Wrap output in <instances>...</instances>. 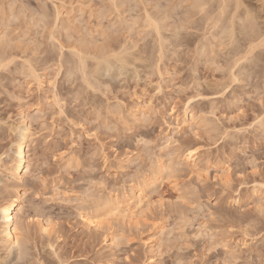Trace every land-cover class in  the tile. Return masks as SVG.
I'll return each instance as SVG.
<instances>
[{"label": "rangeland", "instance_id": "374dc122", "mask_svg": "<svg viewBox=\"0 0 264 264\" xmlns=\"http://www.w3.org/2000/svg\"><path fill=\"white\" fill-rule=\"evenodd\" d=\"M171 1L0 0V60L7 57L9 64L11 59L0 68V201L21 193V236L29 238L11 253L0 241V264H53L57 256L67 264H264V47L251 53L252 61L249 55L246 63L241 60L242 82L232 84L225 96L218 94L238 46L241 51L260 20L258 28L264 27V7L257 0L245 2L261 17L256 30L248 26L249 33L237 24L241 44L231 48L220 29L216 42L211 39L203 16L190 8L197 0ZM210 3L212 13L217 1ZM149 10L166 27L162 35L169 39V53L162 62L155 32L143 22ZM177 18L183 24H176ZM108 46L132 63L101 71L91 80L100 88L89 89L81 71L73 69L79 61L74 56L77 51L88 55L90 72L95 63L90 57L106 53ZM22 66L36 69L37 79L26 77ZM186 108L198 125L183 123ZM136 109L144 114L137 117ZM22 115L29 128L30 169L17 183L8 172L17 138L11 127ZM188 148L195 150V159L179 162L177 156ZM133 188L149 197L144 213L133 220L103 215L105 224L98 229L84 224L81 216L104 214L93 208L96 204L115 202ZM39 223L51 228L48 235Z\"/></svg>", "mask_w": 264, "mask_h": 264}, {"label": "bare ground", "instance_id": "6f19581e", "mask_svg": "<svg viewBox=\"0 0 264 264\" xmlns=\"http://www.w3.org/2000/svg\"><path fill=\"white\" fill-rule=\"evenodd\" d=\"M113 1H115V0H113ZM132 1V0H131ZM165 1H167V0H165ZM173 2H174V0H172ZM171 1V3H172V5H173V2ZM178 1V0H177ZM176 1V2H177ZM180 1V3H181V0H179ZM189 0H187V2H188ZM191 1V0H190ZM193 1V0H192ZM214 2V0H211V2ZM215 1H217V4H216V8H214L215 10H214V12H213V9H212V13H210V12H208L209 10V8L211 7H207L208 5H209V3H210V0H208V1H206V0H197V3H198V5H197V3H195L196 2V0H194V3L195 4H193L192 6L193 7H191L190 6V8H193V9H195L200 15H202L203 17V19L204 20H202L203 21V23H205V28H207V30H208V34L210 35V37H211V39L213 40V38H214V40L215 39H217V35L219 36L220 35V33H221V35H224L225 37L227 36L229 39H227L226 40V42L229 40V42H228V44H231V45H228V46H234V44H236L237 45V43H238V45H240L241 44V41H239V40H237L236 38H238L237 36H236V32H238V31H236V30H238V28H236V26H237V24H239L240 23V26H241V28L242 27H244V29H248V26H249V28H250V32H251V28L253 29L254 28V30H256V29H258V30H256V31H253L252 30V35L250 36V37H245L244 39L246 40L245 41V43H243V46H242V50L240 51V49H239V47H241V45L240 46H238V50H236L235 51V53H234V62H233V66L239 61V62H241L242 63V61L241 60H247V58L251 55L252 56V52H254V51H256V50H258V49H261V48H259V47H264V27L263 28H258V27H261V26H259V25H261V24H259L260 23V17H261V14H260V16L259 15H257V13H255L256 11H252L254 8V6H252L251 4H252V2H251V6H247L246 5V3L249 1H244V0H215ZM250 1H252V0H250ZM110 2H112V1H110ZM123 2V1H122ZM121 2V3H122ZM125 2V1H124ZM128 2V1H127ZM139 2V1H138ZM157 2V1H156ZM161 2V1H160ZM183 2V1H182ZM184 2H186V1H184ZM246 2V3H245ZM114 3V2H113ZM117 3V2H116ZM118 3H120V1L118 2ZM140 3V2H139ZM142 3H143V1H142ZM166 3V2H165ZM168 3V2H167ZM170 3V2H169ZM170 3V4H171ZM179 3V4H180ZM193 3V2H192ZM249 3V2H248ZM247 3V4H248ZM256 3V2H255ZM257 3H258V5H259V3H260V6L261 7H264V0H257ZM158 4H160V3H158ZM163 4V3H162ZM170 4H169V6H170ZM211 5H212V3H210ZM122 5V4H121ZM168 5V4H167ZM176 5V4H175ZM178 5V4H177ZM195 5V6H194ZM215 4H213L212 6H214ZM114 6V5H113ZM112 6V7H113ZM115 6H116V4H115ZM118 6V5H117ZM123 6H125V3H124V5ZM144 6V5H143ZM148 6V5H147ZM156 6H158V5H156ZM162 6H164V4L162 5ZM168 6V7H169ZM197 6V7H196ZM111 7V8H112ZM118 7H120V6H118ZM118 7H116V8H118ZM159 7H160V5H159ZM167 7V6H166ZM171 7H173V6H171ZM181 7H182V4H181ZM189 7V6H188ZM244 8V11L241 13V11H240V9L241 8ZM122 8V7H121ZM121 8H120V10H121ZM148 7H146V9H147ZM165 7H163V9H164ZM183 8V7H182ZM208 8V9H207ZM229 8H231L230 10L231 11H229ZM250 8V9H249ZM253 8V9H252ZM59 9V8H58ZM109 9V8H108ZM119 9V8H118ZM145 9V8H144ZM143 9V10H144ZM162 9V8H161ZM167 9V8H166ZM169 9V8H168ZM167 9V11H169ZM173 9V8H172ZM174 9H175V7H174ZM177 9H178V7H177ZM177 9H176V11H177ZM180 9V8H179ZM188 8H186V10H187ZM193 9H191V10H193ZM252 9V10H251ZM260 9V8H259ZM264 9V8H263ZM114 10H117V9H114ZM119 10V11H120ZM158 10V9H157ZM160 10V9H159ZM185 10V8H184V11H182V12H185L186 11ZM194 10V11H195ZM211 10V9H210ZM58 11V10H57ZM112 11V10H111ZM154 11V10H153ZM152 10H151V12H153ZM166 11V10H165ZM176 11H174L175 13H177ZM260 11V10H259ZM261 11H262V9H261ZM105 12V11H104ZM107 12V11H106ZM144 12H146L145 13V19H144V23L146 24V26H147V28H151L154 32H155V36H156V38H154L155 40H156V42L154 43V44H158L157 46H158V50H157V53L159 54V60H158V58H156L158 61H163V56H165L164 54L165 53H167L166 51H168V49L166 48L167 47V44L169 43V42H167V40H169L168 39V37L166 38V36L164 35H162V32H163V29H165L163 26H165L164 24H163V26H162V23H161V18L160 19H156L157 17L155 16V18H154V16H153V14H154V12H153V14L152 15H150V13H148V12H150V10L149 11H144ZM190 12H193V11H190L189 10V13ZM263 12H264V10H263ZM58 13V12H57ZM60 13V12H59ZM102 13V12H101ZM100 13V14H101ZM118 13V12H117ZM161 13H162V11H161ZM160 13V14H161ZM171 13H172V11H171ZM197 13V14H198ZM210 13V14H209ZM240 13H241V16H240ZM46 14V13H45ZM119 14V13H118ZM166 14V15H165ZM170 14V13H169ZM179 14H180V12H179ZM188 14V13H187ZM186 14V15H187ZM194 14H195V12H194ZM243 14V15H242ZM44 15V14H43ZM102 15V14H101ZM156 15H158V14H156ZM164 15H165V17H167L168 16V18L170 17L169 15H167V12L166 13H164ZM172 15V14H171ZM174 15V14H173ZM182 15V14H181ZM190 15H192V13H190L187 17H189ZM196 15V14H195ZM195 15H193V16H195ZM45 16V15H44ZM60 16V15H59ZM122 16V15H121ZM143 16H144V14H143ZM142 16V17H143ZM153 16V17H152ZM158 16H160V15H158ZM176 16V15H175ZM174 16V17H175ZM177 16H179V15H177ZM185 16V15H184ZM196 16H198L199 17V15H196ZM195 16V17H196ZM46 17V16H45ZM162 17V20H163V16H161ZM164 17V19H167V18H165ZM186 17V16H185ZM190 17H192V16H190ZM117 18H118V16H117ZM159 18V17H158ZM171 18V17H170ZM176 18V17H175ZM182 18V17H181ZM184 18V17H183ZM200 18H201V16H200ZM259 18V23L256 25L257 26V28L255 27V25L254 24H256L257 23V19ZM56 19H58V16L56 17ZM121 19V18H120ZM123 19V18H122ZM121 19V20H122ZM134 19V18H133ZM178 19V18H177ZM177 19H175V20H177ZM261 19H263L264 20V16H263V18L261 17ZM126 20V19H125ZM132 20V19H131ZM141 20H143V19H141ZM140 20V21H141ZM173 20H174V18H173ZM178 20H181V21H178ZM177 20V23L176 24H178V22H182V24H183V21H182V19H178ZM187 21H188V19H186ZM239 20V22H237ZM263 20H262V23H263ZM134 21V20H133ZM136 21H137V19H136ZM163 21H165V20H163ZM169 21H170V19H169ZM186 21V22H187ZM201 21V20H200ZM202 21H201V24H203L202 23ZM241 21V22H240ZM119 22V21H118ZM165 22H167V20L165 21ZM189 22H190V19H189ZM189 22L187 23L188 25H189ZM193 22V21H192ZM191 22V23H192ZM256 22V23H255ZM121 23H122V21H121ZM129 23L130 24H133V22H128L127 24L129 25ZM174 23V22H173ZM179 23V24H180ZM191 23H190V25H191ZM196 23V22H195ZM194 23V24H195ZM198 23H200V22H198ZM198 23L196 24V25H198ZM210 23V24H209ZM127 24L125 23V26H127ZM134 24H135V22H134ZM137 24V23H136ZM135 24V25H136ZM166 24V23H165ZM175 24V23H174ZM186 24V23H185ZM184 24V25H185ZM186 24V25H187ZM193 24V25H194ZM208 24V25H207ZM243 24V25H242ZM123 25H124V20H123ZM263 25H264V23H263ZM144 26V25H143ZM168 26H170V24H168ZM179 27L180 25H176V27ZM207 26H209V27H207ZM239 26V25H238ZM239 26V27H240ZM251 26V27H250ZM254 26V27H253ZM65 27V26H64ZM129 27V26H128ZM175 27V26H174ZM175 27V28H176ZM177 27V28H178ZM199 27H200V25H199ZM198 26H197V28L195 27V29H196V31L198 30V28H199ZM202 27V26H201ZM70 28V27H69ZM144 28V27H143ZM172 28V27H171ZM171 28H170V30H171ZM181 28H182V26H181ZM180 28V29H181ZM210 28V29H209ZM241 28H240V30H241ZM256 28V29H255ZM64 29V28H63ZM133 29V28H132ZM169 29V28H168ZM179 29V30H180ZM185 29V28H184ZM191 29V28H190ZM202 29V28H201ZM219 29H220V33H218L219 32ZM65 30V29H64ZM178 30V29H177ZM177 30H176V32L175 33H177ZM178 30V31H179ZM183 30V29H182ZM200 30V29H199ZM203 30V29H202ZM217 30H218V32H217ZM243 30V29H242ZM68 31V30H67ZM66 31V32H67ZM112 31V30H111ZM145 31H146V28H145ZM148 31V30H147ZM150 31V30H149ZM171 31H173V30H171ZM175 31V30H174ZM173 31V32H174ZM204 31V30H203ZM213 31H215L216 33H218V34H215ZM154 32H153V36H154ZM164 32H165V30H164ZM172 32V33H173ZM207 32V31H206ZM243 32H245L246 34H247V32L249 33V29H248V31L246 32V30H243ZM110 33H112V32H110ZM166 33V32H165ZM179 33V32H178ZM200 33H202V32H200ZM203 33H205V31L203 32ZM147 34V33H146ZM151 34V33H150ZM180 34V33H179ZM183 34V33H182ZM206 34V33H205ZM207 34V35H208ZM240 33H238V35H239ZM244 34V33H243ZM251 34V33H250ZM51 35V34H50ZM168 35V34H167ZM173 35V34H172ZM171 35V36H172ZM181 35V34H180ZM200 35V34H199ZM248 35V34H247ZM246 35V36H247ZM110 35L108 34V37H109ZM151 36V35H150ZM153 36H152V38H153ZM154 36V37H155ZM183 36V35H182ZM240 36V35H239ZM249 36V35H248ZM55 37V36H54ZM107 37V38H108ZM201 37V36H200ZM199 37V38H200ZM205 36H203V38H204ZM220 37V36H219ZM223 37V36H222ZM225 37L223 38V40L225 39ZM226 37V38H227ZM241 37V36H240ZM244 37V36H243ZM110 38V37H109ZM172 38H173V36H172ZM185 38V37H184ZM183 38V39H184ZM198 38V39H199ZM202 38V37H201ZM207 39H208V41H209V39L210 38H208V37H206ZM154 39H152V40H154ZM176 39V38H175ZM178 39V38H177ZM205 39V38H204ZM203 39V40H204ZM220 39V38H219ZM54 40V39H53ZM56 40H57V37H56ZM116 40V39H115ZM172 40V39H171ZM201 40V39H200ZM202 40V41H203ZM206 40V39H205ZM204 40V41H205ZM221 40H222V38H221ZM220 40V41H221ZM242 40V39H241ZM173 41V40H172ZM176 41V40H175ZM199 41V40H198ZM197 41V42H198ZM244 41V40H243ZM242 41V42H243ZM56 42H58V41H56ZM154 42V41H153ZM167 42V44H165ZM177 42V41H176ZM179 42H181V40H179ZM187 43L189 42V41H186ZM200 42V41H199ZM211 42V41H210ZM215 42H216V40H215ZM224 42V41H223ZM223 42H221V43H223ZM240 42V43H239ZM4 43H5V41H4ZM8 43V42H7ZM62 43V42H61ZM85 43V42H84ZM170 43H171V41H170ZM173 43V42H172ZM196 43V42H195ZM207 43V42H206ZM218 43V42H217ZM225 43V42H224ZM58 44H59V42H58ZM111 44V43H110ZM174 44H176V43H174ZM178 44V43H177ZM180 44V43H179ZM198 44V43H197ZM202 44V43H201ZM209 44V43H208ZM213 44V43H212ZM215 44V43H214ZM213 44V45H214ZM219 44V43H218ZM9 44H7V46H8ZM62 46H64L63 45V43L61 44ZM123 45H125V43L123 44ZM146 45H148V44H146ZM165 45H166V47H165ZM171 45H173V44H171ZM170 45V46H171ZM204 45V47H206V48H208L209 46L208 45H206L205 46V44H204V42H203V44L201 45V46H203ZM210 45V44H209ZM222 45V44H221ZM220 45V46H221ZM225 45V44H224ZM60 46V45H59ZM111 46V45H110ZM115 46V45H114ZM122 46V45H121ZM169 46V47H170ZM178 46V45H177ZM208 46V47H207ZM219 46V47H220ZM65 47V46H64ZM100 47H102V46H100ZM126 47V46H125ZM124 47V48H125ZM155 47H156V45H155ZM179 47V46H178ZM213 47V46H212ZM211 46L209 47V48H212ZM225 47V46H224ZM243 47H244V49H243ZM61 48V47H60ZM63 48V47H62ZM74 48H75V46H74ZM79 48H81V46L79 47ZM83 46H82V49H81V52H82V50H83ZM107 48V47H106ZM108 48H109V46H108ZM107 48V50H109V52H107V50H106V53L104 52V53H102V55H95V56H93V53H92V56L93 57H90V59L91 60H93L95 63H94V65H93V67H92V70L90 71V72H88L89 70L86 68V67H89V65L88 66H86L87 64H86V61H88V60H86L88 57V55L86 56L85 54H83V56H82V54H80V51H77V54H76V56H74V57H76L79 61H77V65L75 64V65H73V64H70V65H73L74 66V71H75V69L76 70H80L79 72L80 73H82V75H83V80H84V84L86 83L87 85V87H89V89H96V87H98L96 90H98L99 88H100V84L99 83H94V80L93 81H91L94 77L93 76H97V75H100V72L101 71H103V70H111V69H113L114 68V66L115 65H120L119 67L121 68V69H127L130 65H131V63H129L130 61L129 60H127L128 59V57L129 56H127V59H126V57H125V54L124 53H114L115 51H113V50H111V52H110V48L108 49ZM111 48H112V46H111ZM124 48H121L119 51H122L123 52V50L122 49H124ZM165 48L167 49V50H165ZM175 48V47H174ZM199 48H200V46H199ZM202 48V47H201ZM205 48V49H206ZM232 48V47H231ZM71 49V48H70ZM73 49V48H72ZM86 49V48H85ZM84 49V50H85ZM146 49V48H145ZM150 49H152L151 47H150ZM155 49V48H154ZM204 49V48H203ZM203 49H201V51H203L204 52V50ZM215 49V48H214ZM223 49H225V48H223ZM226 49H227V46H226ZM256 49V50H255ZM264 49V48H263ZM262 49V50H263ZM60 50V49H59ZM62 50V49H61ZM100 50V49H99ZM103 50L105 51V49L103 48ZM103 50H101L100 51V53L101 52H103ZM117 50V49H116ZM124 50H126V49H124ZM164 50H165V52H164ZM174 51H176L175 49H173ZM197 50V49H196ZM200 50V49H199ZM198 50V51H199ZM210 50H213V48L212 49H210ZM261 50V51H262ZM88 51V50H87ZM127 51H128V49H127ZM147 51V50H146ZM156 51V50H155ZM174 51H172V52H174ZM215 51V50H214ZM73 52V51H72ZM76 52V51H75ZM85 52V51H84ZM84 52H82V53H84ZM90 52V51H89ZM96 52V51H95ZM125 52V51H124ZM145 52V51H144ZM150 52V51H149ZM152 52V51H151ZM197 52V51H196ZM259 52V51H258ZM88 53V52H87ZM146 53V52H145ZM144 53V54H145ZM148 53V52H147ZM169 53V52H168ZM168 53L166 54L167 56H168ZM206 53V52H205ZM205 53H202V54H205ZM213 53V52H212ZM263 53V52H262ZM99 54V53H98ZM123 54H124V56H123ZM127 54H129V53H127ZM151 54V53H150ZM155 54V53H154ZM196 54V53H195ZM199 54V53H198ZM198 54H196L197 56H198ZM208 54V53H207ZM259 54V53H258ZM3 55H4V53L2 54V56L1 57H3ZM8 55V54H7ZM10 55V54H9ZM73 55H74V52H73ZM90 55V54H89ZM130 56L132 55L131 53L129 54ZM173 55H174V53H173ZM176 55V54H175ZM210 54H208L207 56H209ZM217 56L216 54H214L213 53V56ZM249 55V56H248ZM10 56H12V55H10ZM61 56V55H60ZM87 58H86V57ZM205 56V55H204ZM206 56V57H207ZM230 56H231V54H230ZM251 56H250V60L254 57V55L252 56V58H251ZM258 56V55H257ZM260 56H262V55H260ZM0 57V58H1ZM5 57V56H4ZM144 57V56H143ZM146 58H147V56H145ZM158 57V56H157ZM200 57H202L201 56V52H200ZM199 57V58H200ZM263 57V56H262ZM261 57V58H262ZM7 58V57H6ZM5 58V59H6ZM10 58V57H9ZM61 58V57H60ZM131 58V57H130ZM129 58V59H130ZM134 58H135V55H134ZM134 58H132L131 60H133ZM208 59H209V57H207ZM256 58V57H255ZM260 58V57H259ZM4 58H3V60L1 59L0 60V68L1 69H3V67H5L6 68V66H9L10 65V63H11V59H10V63L9 64H6V62H4V60H5ZM15 59V58H14ZM13 59V60H14ZM64 59V58H63ZM66 59V58H65ZM68 59V58H67ZM66 59V61H68L69 60V62H70V58L67 60ZM71 59H72V57H71ZM145 59V58H144ZM164 59H166V58H164ZM210 59H211V57H210ZM213 59V58H212ZM229 59H231V58H229ZM254 59V58H253ZM264 59V58H263ZM262 59V60H263ZM9 60V59H8ZM60 60V59H59ZM75 60V59H74ZM135 60L136 61H138L139 60V57H138V59L137 58H135ZM149 60H151V58L149 59ZM149 60L147 61L148 62V64H149ZM205 60V59H204ZM214 60V59H213ZM248 60H249V58H248ZM247 60V61H248ZM6 61V60H5ZM26 61V60H25ZM58 61V60H57ZM64 61V60H63ZM63 61H62V63H63ZM135 61V62H136ZM141 61V60H140ZM152 62H153V60H151ZM211 61V60H210ZM215 61V60H214ZM213 61V62H214ZM231 61H232V59H231ZM244 61V63H246ZM252 61V60H251ZM255 61H258V59L257 60H255ZM261 61V60H260ZM15 62V61H14ZM27 62V61H26ZM75 62V61H74ZM134 62V61H133ZM144 62H145V60H144ZM143 62V63H144ZM154 62H155V59H154ZM216 62V61H215ZM28 63V62H27ZM31 63V62H30ZM60 64H61V61L59 62ZM67 63V62H66ZM88 63V62H87ZM142 63V62H141ZM158 63V62H157ZM228 63H229V61H228ZM255 63V62H254ZM26 64V63H25ZM150 64H152L151 62H150ZM154 64H156V63H154ZM159 64H160V62H159ZM216 64H218V63H216ZM23 65V64H22ZM63 65H64V63H63ZM68 65V64H67ZM70 65H69V69H70ZM134 65V64H133ZM135 65H136V63H135ZM157 65V64H156ZM213 65H215V63L213 64ZM219 65V64H218ZM217 65V66H218ZM232 65V64H231ZM24 66H26V65H24ZM72 66V67H73ZM152 66H153V64H152ZM230 66V65H229ZM23 67V66H22ZM21 67V68H22ZM29 67H30V65H29ZM27 68V67H25V69H24V67L22 68L23 70V74L25 73H27L26 74V77L28 76V77H30V78H33V80H34V78H36L37 79V72L35 71L36 69H30L31 67L33 68V65L30 67V68ZM60 67V66H59ZM71 67V68H72ZM91 67V66H90ZM7 68H9V67H7ZM27 68V69H26ZM158 68H159V66H158ZM219 68V67H218ZM221 68V67H220ZM225 68V67H224ZM242 68V67H241ZM59 69H61V68H59ZM73 69L70 71L69 70V73L68 74H70V76L71 75H74V73L75 72H73ZM86 69H87V71H86ZM5 70V69H4ZM3 70V71H4ZM8 70V69H7ZM17 70H19L18 68H17ZM160 70V69H159ZM155 71H157L158 72V70H156L155 69ZM34 72H36V73H34ZM68 72V71H67ZM71 72H73L72 74H71ZM78 72V71H77ZM159 73H160V71H159ZM24 74V75H25ZM161 74V73H160ZM250 75V74H249ZM248 75V76H249ZM93 77V78H92ZM227 77H228V75H227ZM39 79V78H38ZM197 80V79H196ZM96 81V80H95ZM199 81V80H198ZM41 81H39V84H41L40 83ZM206 82V81H205ZM199 83V82H198ZM197 83V84H198ZM216 83V82H215ZM218 83V82H217ZM96 84V85H95ZM196 84V85H197ZM219 84V83H218ZM42 85V84H41ZM99 85V86H98ZM200 85H201V83H200ZM217 85V84H216ZM222 85V84H221ZM190 108H186L185 110H184V112H183V118H184V120H183V123H190V121H191V124L190 125H192V126H195V125H198V122L196 121V117L194 118V116L193 115H190V110H189ZM144 114V111L142 112V110L141 109H136V113H135V115L138 117V116H141V114ZM146 113V112H145ZM133 116V115H132ZM192 116V117H191ZM22 117V119H20L21 121H19V125H17V126H13V124H12V129L11 130H13V132L14 133H16V135H17V138H16V141H15V143H14V151H13V158H12V162L10 163V167H9V169H8V172H9V174H11L13 177H14V179L17 181V183H21V181H23V178H24V176L29 172V169H30V165H29V161H28V159H27V151H26V149H27V147L29 146V142H30V135H29V128H28V125H27V122H26V117L24 116V115H22L21 116ZM135 118V117H134ZM262 121V120H261ZM202 122H203V120H202ZM260 125H262V124H260ZM191 126V127H192ZM177 149H179V148H177ZM191 149V148H190ZM189 148L187 149V152L186 153H184L183 155H180L179 157L177 156V159L179 160V162H180V160L182 159L184 162H187V163H190L191 161H193L194 159H195V157H196V153H194L195 152V150H190ZM180 151V150H179ZM178 152V151H177ZM177 152H175L176 153V155H177ZM185 152V151H184ZM183 153V152H182ZM189 153H192V155L191 156H189ZM175 155V154H174ZM173 156V155H172ZM181 158V159H180ZM173 159V158H172ZM173 161H175V160H172V164H173ZM182 161V162H183ZM175 163H176V161H175ZM175 163L173 164V168H174V165H175ZM177 163H178V161H177ZM169 165H171V164H169ZM162 167V166H161ZM160 166H159V168L158 169H160L161 168ZM171 167V170H173L172 169V165L170 166ZM177 166L175 165V168H176ZM153 170V169H152ZM156 170V169H155ZM169 170V169H168ZM163 171V170H162ZM174 171H175V169H174ZM173 171V172H174ZM152 173V172H151ZM154 174H155V172H153ZM152 173V174H153ZM151 176V175H150ZM149 177V176H148ZM154 178V175L153 176H151L150 178ZM156 178V177H155ZM148 179V178H147ZM144 183V182H143ZM151 183V182H150ZM154 184V183H153ZM144 185H146V183L144 184ZM147 185H148V183H147ZM262 186V185H261ZM264 186V185H263ZM16 187H17V185H16ZM18 187H19V184H18ZM140 189V188H139ZM135 189L133 188V191H131L130 192V194H124V195H121L122 197H120V198H117L116 196V198L117 199H115L114 198V200H116L115 202H112L111 200H110V202L111 203H109V202H106V201H108V199L106 200V201H104L107 197H105V199L102 201V198H99L98 200H100L101 199V201L103 202V203H98V205L96 204V202H95V204L97 205V207H93L94 209L95 208H97L99 211H102V212H104V214H100V212H98V210H96L98 213L97 214H99V215H96V214H91V215H86V216H81V218L83 219V221H84V224L87 226V227H89L90 229H98V228H102V227H100V225H103V223H104V221H103V219H104V217H106V216H104V217H102L103 215H108L109 217H111V216H114V218L115 217H121L122 219H128V220H133L134 218H136V215L137 216H139L138 215V212H139V214L142 212V213H144V211L143 210H145V209H148V206H149V202H150V200L148 201V195L145 193V191H143V190H135ZM7 195V194H6ZM21 193H14V194H10V195H8L6 198H4V200L1 202V204H0V241L3 243V244H5V246L7 247V250L9 249V252L12 250V249H14L15 247H20L21 245H22V247H23V244L25 243V242H27L26 240H27V236L25 237L26 238V240L25 239H22L23 237V235L21 236V233L24 231V223L22 224L21 222H23L22 220L20 221V217H19V215L21 214V212H22V207H21ZM97 200V199H96ZM95 200V201H96ZM113 200V201H114ZM100 201V202H101ZM93 204V203H92ZM93 206V205H92ZM93 209V210H94ZM260 210H263V209H260ZM35 211H37V210H35ZM141 211V212H140ZM94 213H96L95 211H93ZM262 212V211H261ZM141 213V214H142ZM182 213V212H181ZM85 214V213H84ZM87 214V213H86ZM90 214V213H89ZM263 214V213H262ZM39 216V215H38ZM108 216H107V218H108ZM101 217H102V219H101ZM114 218L112 217L111 219H113L114 220ZM118 218H115L116 220H118ZM120 219V218H119ZM121 219V220H122ZM26 220H28V219H26ZM103 221V222H102ZM120 221V220H119ZM248 221V220H247ZM251 221V220H250ZM29 222V221H28ZM245 222V221H244ZM32 223V222H31ZM40 225V230H41V233H45L44 232V229L45 228H47L48 230L49 229H51L50 227H47V226H44L43 225V223L41 224V223H39ZM105 224V223H104ZM246 231V230H245ZM244 231V232H245ZM48 233L50 232V231H47ZM247 232V231H246ZM258 232V231H257ZM262 232V231H261ZM261 232H259V234L261 233ZM48 233H45V234H47L48 235ZM248 233V232H247ZM246 233V234H247ZM256 233V232H255ZM245 234V235H246ZM254 234V233H253ZM252 234V235H253ZM251 235V236H252ZM258 235V234H257ZM255 236H256V234H255ZM254 237V236H253ZM264 237V236H263ZM29 239V238H28ZM25 242H24V241ZM113 240V239H112ZM30 240H28V242H29ZM110 241H111V239H110ZM110 241H106V243H108V242H110ZM264 241V240H263ZM2 243H0V244H2ZM27 244V243H26ZM52 245V244H51ZM50 244H49V246H51ZM5 248V247H4ZM21 248V247H20ZM6 250V251H7ZM8 252V251H7ZM11 253V252H10ZM55 253V252H54ZM9 255V254H8ZM1 259V258H0Z\"/></svg>", "mask_w": 264, "mask_h": 264}, {"label": "snow or ice", "instance_id": "6c2138e0", "mask_svg": "<svg viewBox=\"0 0 264 264\" xmlns=\"http://www.w3.org/2000/svg\"><path fill=\"white\" fill-rule=\"evenodd\" d=\"M228 71L229 75L226 79V81L222 84V86L218 89V94L219 96L223 97L225 96L231 89L230 86L232 84H240L242 81L240 79V77L242 76L243 73V69L240 67V62L238 61L234 66H231L230 69L226 70ZM261 103L264 104V99L261 100ZM173 112H175V109H172ZM264 119V118H262ZM65 153L61 152L60 156H64ZM192 153H189V156H191ZM60 157H57V159H59ZM38 180H40L41 182H43V177H37ZM48 229L45 228L44 232L47 233ZM56 250L53 249V252H55ZM67 264V262L60 260V258L57 256L56 257V261L53 262V264Z\"/></svg>", "mask_w": 264, "mask_h": 264}]
</instances>
